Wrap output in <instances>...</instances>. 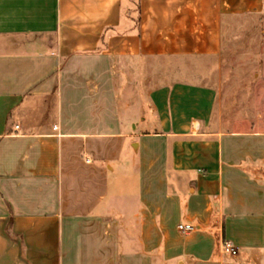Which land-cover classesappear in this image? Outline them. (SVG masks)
<instances>
[{
	"label": "crops",
	"instance_id": "1",
	"mask_svg": "<svg viewBox=\"0 0 264 264\" xmlns=\"http://www.w3.org/2000/svg\"><path fill=\"white\" fill-rule=\"evenodd\" d=\"M263 8L0 0V264H264V129L220 122L200 64Z\"/></svg>",
	"mask_w": 264,
	"mask_h": 264
},
{
	"label": "rangeland",
	"instance_id": "2",
	"mask_svg": "<svg viewBox=\"0 0 264 264\" xmlns=\"http://www.w3.org/2000/svg\"><path fill=\"white\" fill-rule=\"evenodd\" d=\"M162 63L178 66L183 62ZM202 63L212 65L211 75L204 71L201 79L212 80L217 87L216 111L222 112L220 122L234 130H248L256 124L264 129V8L258 13L229 18L221 55ZM157 64V61H149L148 87L162 79L163 72Z\"/></svg>",
	"mask_w": 264,
	"mask_h": 264
},
{
	"label": "built area",
	"instance_id": "3",
	"mask_svg": "<svg viewBox=\"0 0 264 264\" xmlns=\"http://www.w3.org/2000/svg\"><path fill=\"white\" fill-rule=\"evenodd\" d=\"M178 228L182 233H190V232L195 230V227L193 225L183 224V223L179 224ZM233 250H234V248L231 244L227 243L224 245V251L225 252L230 253Z\"/></svg>",
	"mask_w": 264,
	"mask_h": 264
}]
</instances>
